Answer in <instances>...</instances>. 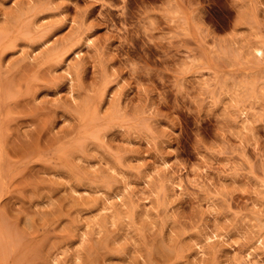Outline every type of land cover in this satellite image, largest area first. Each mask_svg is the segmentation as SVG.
<instances>
[{"label":"rangeland","instance_id":"1","mask_svg":"<svg viewBox=\"0 0 264 264\" xmlns=\"http://www.w3.org/2000/svg\"><path fill=\"white\" fill-rule=\"evenodd\" d=\"M0 264H264V0H0Z\"/></svg>","mask_w":264,"mask_h":264},{"label":"bare ground","instance_id":"2","mask_svg":"<svg viewBox=\"0 0 264 264\" xmlns=\"http://www.w3.org/2000/svg\"><path fill=\"white\" fill-rule=\"evenodd\" d=\"M256 51H257V53H261L260 48H257ZM72 76H73V75H72ZM101 98H102V97H101ZM244 123H245V122H244ZM56 175H57V174H56ZM67 183H68V182H67ZM67 189H69V188H67ZM69 190H72V189H69ZM69 190H68V191H69ZM107 209H108V208H107ZM103 210H104V209H103ZM112 214H113V213H112ZM92 215H93V214H92ZM92 215H91V216H92ZM96 216H98V215H96ZM91 218H92V217H91ZM112 218H113V217H112ZM111 221H113V219H112ZM89 223H90V222H89ZM111 223H112V222H111ZM96 226H98V225H96ZM97 231H98V230H97ZM97 233H98V232H97ZM82 235H83V234H82ZM80 241H81V240H80ZM185 248H186V247H185Z\"/></svg>","mask_w":264,"mask_h":264}]
</instances>
